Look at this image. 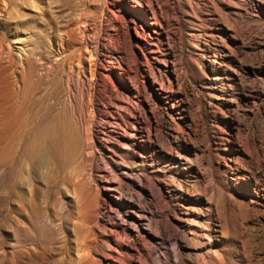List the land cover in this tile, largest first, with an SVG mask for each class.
<instances>
[{
  "label": "rangeland",
  "instance_id": "1",
  "mask_svg": "<svg viewBox=\"0 0 264 264\" xmlns=\"http://www.w3.org/2000/svg\"><path fill=\"white\" fill-rule=\"evenodd\" d=\"M27 1L0 14V264H264V0ZM78 14L92 114L80 41L44 43Z\"/></svg>",
  "mask_w": 264,
  "mask_h": 264
},
{
  "label": "bare ground",
  "instance_id": "2",
  "mask_svg": "<svg viewBox=\"0 0 264 264\" xmlns=\"http://www.w3.org/2000/svg\"><path fill=\"white\" fill-rule=\"evenodd\" d=\"M32 1L30 0V3H32V4L36 3L35 1H33L35 3H33ZM86 1H91L93 4L95 3V5L96 4L99 5L101 9L106 10V9H104V5L106 4L107 0H86ZM135 1H137V0H135ZM27 2H28L27 0H0V14H2V13H7L8 14L10 12V8H12L11 5H13V4L21 5V4L27 3ZM84 4H85V2H84ZM27 6H29V5H27ZM159 11H161V9ZM78 15L79 16H77V20L75 19L76 21L74 22L75 26L71 27L69 24L67 26L65 25L66 28H65V30H63L62 34L57 33V30H55L54 27L53 28L50 27V29H47V32H46V35H45L46 38H45L44 43H45L46 46L51 45L50 44L51 42L49 43L48 41H51L52 38L54 37V41L56 42L55 45L59 46L58 53L63 55V53L65 51V48H66V50L68 49L66 47L67 45H71L72 46V45H75L76 43H78V41H80L79 45H82V47H79L76 50V62L75 63L78 64V62H82L81 67L78 69L80 71L81 76L83 77V80H82V84H83L82 91H84V93L88 96L87 98H89V100H90V102H88L89 104L84 106V109H85V111H87L90 114H92L95 111V109H94V105L95 104H93V100H94V98H95V96L97 94V88H96V82H95L96 72H95V61H94V56L95 55H94V53L97 52V50H96L97 47L96 46L99 44V35H100L99 32L100 31H99V29L97 27L98 26L97 25V23H98L97 20H99V19L95 20V19L89 18V16H86L85 14L84 15L78 14ZM93 15H95V14H93ZM161 15H162L161 12H158V11L154 10V11H152V16L150 18L151 19L150 23H149L150 24V29L155 33V35H157L156 37L154 35H152L150 33V31L146 30L143 26H140L141 31H139L138 28H135L136 32H137V35L140 36V37H143V38L144 37H148L150 39H155V40L158 41L159 38L164 34V32H167V31H165V24L162 21ZM143 17L146 18L147 16L145 14H143ZM9 45H11V44L10 43H5V41L3 42L2 40H0V66H2L4 68H6L7 63L10 60V46ZM60 54H58V55H60ZM64 54H66V52ZM67 57H69V56L67 55ZM18 58H20V57H18ZM61 58L63 59L64 57H61ZM41 59H42V57L40 58L39 61L42 62L43 59L42 60ZM63 61H64V59H63ZM65 61L67 62V59H65ZM53 62L55 63V61H53ZM45 63H47V62H44V64ZM20 64H21V62H20ZM41 64H43V63H41ZM67 64L68 63H66V65ZM50 65H51L50 63L46 64L47 67L48 66L51 67ZM68 65H70V64H68ZM79 65L80 64H78V66ZM18 115L20 116V111L18 109L12 108L11 111H10L9 121L10 120H12V121L16 120L18 118ZM90 118L91 117H89L88 119H90ZM77 177L79 178L80 175L77 176ZM81 177H84V176L81 175ZM78 181H80V180H78ZM80 182H82V181H80ZM80 254H81V252H80ZM216 262L217 261H214V264H216Z\"/></svg>",
  "mask_w": 264,
  "mask_h": 264
}]
</instances>
